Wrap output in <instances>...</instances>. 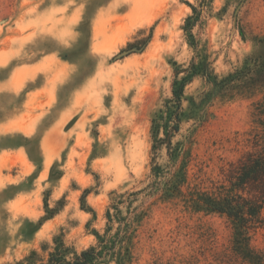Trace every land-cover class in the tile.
Wrapping results in <instances>:
<instances>
[{"label":"rangeland","instance_id":"rangeland-1","mask_svg":"<svg viewBox=\"0 0 264 264\" xmlns=\"http://www.w3.org/2000/svg\"><path fill=\"white\" fill-rule=\"evenodd\" d=\"M188 3L196 4L0 0V264L31 250L45 257L60 233L88 247L114 196L150 182L152 119L166 115L173 64L186 67L194 55L182 29ZM192 33L224 76L264 35V0H212ZM205 87L194 78L184 96ZM262 127L264 90L215 102L203 122L184 119L172 140L182 148V192L222 182ZM156 162L170 167L164 148ZM146 204L133 264H247L232 251L224 217L193 212L177 195ZM249 246L264 255L263 229L250 233Z\"/></svg>","mask_w":264,"mask_h":264},{"label":"trees","instance_id":"trees-1","mask_svg":"<svg viewBox=\"0 0 264 264\" xmlns=\"http://www.w3.org/2000/svg\"><path fill=\"white\" fill-rule=\"evenodd\" d=\"M194 1L196 4L188 3L191 14L182 28L194 55L186 67L173 64L174 78L171 98L165 105L166 115L155 117L151 122L150 182L143 189L114 196L103 214L104 227L90 230L94 242L88 247L78 250L60 233L53 237L52 247L45 257L31 250L9 264H133L137 231L149 212L146 199L154 195L161 198L177 195L193 212L224 217L231 226L233 253L247 264H264V255L249 246L250 233L264 230V127L261 132L254 133L252 150L238 160L233 172H228L222 182H211L210 190H189L184 194L185 169L181 167L175 171L182 148L172 140L179 134L184 119L203 122L208 108L215 102L243 92L251 94L264 90V35L252 40L253 51L245 56L240 67L219 76L212 68L210 55L200 48L192 33L193 28L201 24L202 13L212 0ZM149 38L150 35L146 41ZM194 78H200L206 87L197 96L186 98L185 87ZM186 100L189 106L185 115L183 102ZM162 148L170 163L167 171L156 162ZM81 208L95 217L94 211L85 206V196L81 197Z\"/></svg>","mask_w":264,"mask_h":264},{"label":"water","instance_id":"water-1","mask_svg":"<svg viewBox=\"0 0 264 264\" xmlns=\"http://www.w3.org/2000/svg\"><path fill=\"white\" fill-rule=\"evenodd\" d=\"M130 52H132V50H131V51H124L123 53H124V54H129ZM123 53H122V54H123Z\"/></svg>","mask_w":264,"mask_h":264}]
</instances>
